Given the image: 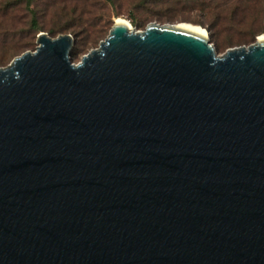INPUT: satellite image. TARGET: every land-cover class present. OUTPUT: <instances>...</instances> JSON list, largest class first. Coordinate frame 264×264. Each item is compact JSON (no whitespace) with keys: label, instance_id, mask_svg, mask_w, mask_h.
Here are the masks:
<instances>
[{"label":"water","instance_id":"obj_1","mask_svg":"<svg viewBox=\"0 0 264 264\" xmlns=\"http://www.w3.org/2000/svg\"><path fill=\"white\" fill-rule=\"evenodd\" d=\"M38 42L0 67V264H264V38Z\"/></svg>","mask_w":264,"mask_h":264},{"label":"rangeland","instance_id":"obj_2","mask_svg":"<svg viewBox=\"0 0 264 264\" xmlns=\"http://www.w3.org/2000/svg\"><path fill=\"white\" fill-rule=\"evenodd\" d=\"M119 16L139 31L152 22L200 25L219 54L264 33V0H0V67L36 50L41 32L71 34L78 63L108 37Z\"/></svg>","mask_w":264,"mask_h":264},{"label":"bare ground","instance_id":"obj_3","mask_svg":"<svg viewBox=\"0 0 264 264\" xmlns=\"http://www.w3.org/2000/svg\"><path fill=\"white\" fill-rule=\"evenodd\" d=\"M115 22H123V23L127 24L131 30H134V28H132V25L128 22V20H126L123 17H117L115 19ZM178 25L183 27V28L195 30V31L201 32L203 34H208V31H206V29L200 25H196L193 23H187V22H180V23H178ZM258 38H264V33L259 35Z\"/></svg>","mask_w":264,"mask_h":264},{"label":"trees","instance_id":"obj_4","mask_svg":"<svg viewBox=\"0 0 264 264\" xmlns=\"http://www.w3.org/2000/svg\"><path fill=\"white\" fill-rule=\"evenodd\" d=\"M30 3H31V2L29 1V4H30ZM32 12L34 13L33 10H32ZM119 17H120V16H119ZM33 23L36 24V16H35V14H34V17H33ZM52 34L55 35V33H53V32H52ZM260 35H261V34H260ZM72 54H73L72 56H74V54H75L74 50H73Z\"/></svg>","mask_w":264,"mask_h":264}]
</instances>
